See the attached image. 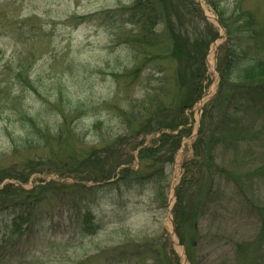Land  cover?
<instances>
[{
    "label": "rangeland",
    "instance_id": "1",
    "mask_svg": "<svg viewBox=\"0 0 264 264\" xmlns=\"http://www.w3.org/2000/svg\"><path fill=\"white\" fill-rule=\"evenodd\" d=\"M187 1L204 21L186 17L178 0H0V187L22 188L0 203V242L21 191L51 184L36 208L46 236L32 264H264V104L227 109L232 89H219L211 64L225 40L212 19L238 9L264 28V0ZM141 14L153 23L140 28L144 22L132 18ZM197 30L210 40L204 113L197 103L185 109L171 56ZM67 103L81 112L59 138L23 145L25 114L43 117L54 131ZM156 108L162 116L144 125ZM200 119L205 135L196 140ZM183 127L171 145L180 149L163 154L168 178L160 190L147 179L102 186L121 167H138L140 142L151 145L160 132L173 136ZM189 161L183 202L172 197V186ZM22 172L27 180H15ZM183 210L180 226L175 211ZM83 216L94 233H80ZM12 248L9 241L4 250Z\"/></svg>",
    "mask_w": 264,
    "mask_h": 264
},
{
    "label": "trees",
    "instance_id": "2",
    "mask_svg": "<svg viewBox=\"0 0 264 264\" xmlns=\"http://www.w3.org/2000/svg\"><path fill=\"white\" fill-rule=\"evenodd\" d=\"M179 3H184L180 9L185 10V15L198 16V19L203 20L200 10L196 6H190V2L187 0H178ZM190 8V11L186 9ZM176 11L181 12L178 8ZM247 12L238 11L235 9L229 17H225L223 13H220V20L227 33V42L221 51L217 60V71L219 73V89L223 87H230L233 94L227 96V109L230 106L239 107L242 111L259 110L264 103V53L259 51L258 43H261L260 33L256 26H253V15ZM136 19L137 22L143 21L140 26L143 27L148 24H152L153 21L149 15L141 14ZM210 27V25H209ZM181 39V50L178 54H171L173 58H177L178 67L175 74L176 84L184 90L185 97L184 102L186 108L190 107L194 101L200 96L203 81L206 76V64L205 55L207 47L209 45V38L205 36V33L197 30L196 34L191 38L183 36ZM264 44V43H263ZM137 56V55H136ZM159 71L162 70L157 64L156 67ZM145 101L141 102L140 108L145 106ZM162 103H158L160 105ZM68 109L63 106L59 109L60 120H58L54 131L48 127L43 117H39V120L31 115H24L26 121L29 122L28 131L24 132L21 139H19L23 145L31 143L46 142L50 138H59L65 128L68 127L70 122L77 117V111H80L79 105H70L67 103ZM206 113V112H205ZM183 111L178 113V116L182 115ZM162 111L160 108L152 109L150 114L144 119L143 124L147 125L153 122L155 118L161 117ZM176 117V116H175ZM126 121H129V116L124 117ZM185 122V121H184ZM183 123V122H182ZM181 123V124H182ZM198 138L205 135L204 126H200L198 132ZM166 138H172V141L176 140L175 135L169 136L168 134H162L155 142L157 145H151L149 147H143L138 152L139 167L136 170H130L128 168L121 170V177L114 182L115 185L131 186L138 184L141 179L147 178L156 184V188L160 190V182L165 180L168 176L167 162L164 161L168 157H172L177 151L178 146H171L170 153H164L166 146ZM246 139L238 137L236 141H243ZM39 143V144H40ZM104 150H101V153ZM195 155H198L195 149ZM167 155L165 159H162L164 155ZM184 174L181 178L179 185L176 188L175 194L177 200L184 202V195H181V187L186 183L187 175L190 170L193 169L192 162H186L184 165ZM30 168V166H29ZM31 170V169H30ZM33 173L31 170L30 174ZM109 177H105L107 179ZM15 180L25 182L27 180L26 173H19L14 177ZM111 184H105L102 186H110ZM51 185V184H50ZM49 185V186H50ZM160 185V186H159ZM48 185L43 187H34L28 191H21L23 194L22 199L11 204L16 210L13 212L10 220L4 225L7 229L6 234L0 242V264H22L23 262H30L29 256L32 259L31 263H37L40 259L33 256L32 252L37 248H40L45 243L46 234H41L45 222L40 217V213L36 211L37 205L41 202L44 195L47 194ZM47 187V188H46ZM46 189V190H45ZM22 190L20 186H13L6 184L0 189V203L7 198L17 195V192ZM183 205V204H182ZM51 219V217L49 218ZM175 219L177 225H182L186 220V215L183 211H175ZM77 224L81 227L80 233L92 234L91 228L95 227L91 225L90 220L83 216V222L79 221ZM66 231L62 233L65 235ZM13 241L14 249H10V253H7L5 245L7 242Z\"/></svg>",
    "mask_w": 264,
    "mask_h": 264
},
{
    "label": "bare ground",
    "instance_id": "3",
    "mask_svg": "<svg viewBox=\"0 0 264 264\" xmlns=\"http://www.w3.org/2000/svg\"><path fill=\"white\" fill-rule=\"evenodd\" d=\"M214 48H215V47H214ZM214 48H213V49H214ZM211 89H212V87H211ZM210 92H211V90L208 91V93L205 95V97H206ZM205 97H204V98H205ZM175 244H176V246L178 247V244H177L176 242H175ZM177 249H179V248H177Z\"/></svg>",
    "mask_w": 264,
    "mask_h": 264
}]
</instances>
